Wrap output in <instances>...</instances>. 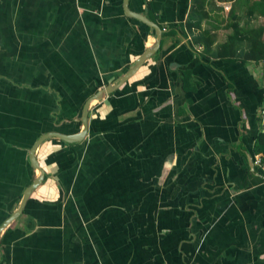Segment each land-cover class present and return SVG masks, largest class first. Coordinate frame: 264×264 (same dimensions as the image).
<instances>
[{
	"label": "crops",
	"instance_id": "crops-1",
	"mask_svg": "<svg viewBox=\"0 0 264 264\" xmlns=\"http://www.w3.org/2000/svg\"><path fill=\"white\" fill-rule=\"evenodd\" d=\"M254 1L128 0L160 45L90 102L81 139L36 147L0 264H264ZM154 41L123 0H0V226L40 174L35 142L77 134Z\"/></svg>",
	"mask_w": 264,
	"mask_h": 264
},
{
	"label": "water",
	"instance_id": "water-1",
	"mask_svg": "<svg viewBox=\"0 0 264 264\" xmlns=\"http://www.w3.org/2000/svg\"><path fill=\"white\" fill-rule=\"evenodd\" d=\"M123 8L125 11V14H127L128 16H132L135 17L139 20H141L142 22L146 23L148 26H150L154 31H155V41L154 43L147 47L145 49V51L143 52V54L135 61V65L133 66V68H131L126 74H124L123 76L119 77V79L117 80V82L113 83V84H109L104 88H101L100 90H98L91 98H89L82 109V116H81V121H82V125L83 128L74 135H61V134H56V133H49V134H45L44 136H42L41 138H39L35 144L33 145L31 152H30V163L32 164L33 167H35L36 169L39 170L40 174L38 176H36V178L33 180V182L24 190L23 192V196L21 198L20 204L18 206V208L11 213V215L1 224L0 226V231L13 219H15L22 211V208L25 204V201L27 200V198L29 197L31 191L36 188L37 185L40 184V182L43 179V171L40 168V166L38 165V162L36 161V158L34 156V152L36 147L40 144V142L47 136H58L59 138H61L64 141L67 142H72V141H76L81 139L85 132H86V128H87V117H88V109H89V104L92 100L96 99V100H100L105 94L112 92L117 86H119L122 82H124L125 80L128 79V77L148 58L151 56V54H153L157 48L160 45V40H161V34L163 32V30L157 25L155 24L153 21L149 20L147 17H145L142 14L133 12L129 9L128 7V0H123Z\"/></svg>",
	"mask_w": 264,
	"mask_h": 264
},
{
	"label": "trees",
	"instance_id": "trees-1",
	"mask_svg": "<svg viewBox=\"0 0 264 264\" xmlns=\"http://www.w3.org/2000/svg\"><path fill=\"white\" fill-rule=\"evenodd\" d=\"M251 12L258 13L260 15L264 16V0H256L252 4ZM237 30V25L235 27V32ZM235 39H237V35H233ZM233 38V40H235ZM247 39L250 41V49L245 54V58H253L255 61H258L260 63L261 60L264 59V26H258L256 28L251 29V33H247ZM227 49V54H230V48H234L233 42L231 43H225ZM224 44V45H225ZM225 47V46H224ZM263 126L261 125L258 128V130L254 134V141H253V152L256 154H261V162L262 165H264V131H262ZM258 166V170L261 175H264V168L263 166Z\"/></svg>",
	"mask_w": 264,
	"mask_h": 264
},
{
	"label": "built area",
	"instance_id": "built-area-1",
	"mask_svg": "<svg viewBox=\"0 0 264 264\" xmlns=\"http://www.w3.org/2000/svg\"><path fill=\"white\" fill-rule=\"evenodd\" d=\"M260 67H261V71L264 74V59L260 61ZM261 125L263 126L262 131H264V107H262L261 109ZM254 163L257 166H261L262 162H261V154H255L254 156ZM264 168V165H262Z\"/></svg>",
	"mask_w": 264,
	"mask_h": 264
},
{
	"label": "bare ground",
	"instance_id": "bare-ground-1",
	"mask_svg": "<svg viewBox=\"0 0 264 264\" xmlns=\"http://www.w3.org/2000/svg\"><path fill=\"white\" fill-rule=\"evenodd\" d=\"M260 122H261V117H260Z\"/></svg>",
	"mask_w": 264,
	"mask_h": 264
}]
</instances>
